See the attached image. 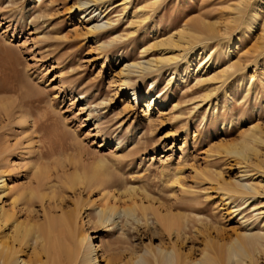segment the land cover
Returning a JSON list of instances; mask_svg holds the SVG:
<instances>
[{
    "label": "rangeland",
    "instance_id": "rangeland-1",
    "mask_svg": "<svg viewBox=\"0 0 264 264\" xmlns=\"http://www.w3.org/2000/svg\"><path fill=\"white\" fill-rule=\"evenodd\" d=\"M249 134L264 139V0H0V244L19 261L69 264L87 234L80 261L91 245L100 264L198 261L264 233V142L228 152ZM114 204L138 208L100 223Z\"/></svg>",
    "mask_w": 264,
    "mask_h": 264
},
{
    "label": "bare ground",
    "instance_id": "bare-ground-1",
    "mask_svg": "<svg viewBox=\"0 0 264 264\" xmlns=\"http://www.w3.org/2000/svg\"><path fill=\"white\" fill-rule=\"evenodd\" d=\"M95 1L101 2L103 0H95ZM84 5L85 4L80 3L79 8H82ZM88 11L89 10L85 11V13L88 14L86 16V18L91 16L93 12L96 15H94L91 19L96 18L98 10L92 11L90 13ZM136 23H137L136 21L132 22L133 25H135ZM111 26H112V24L110 22L109 23L106 22L103 25L101 23H98V22H92V27L90 28V33L92 35H94L95 37L99 38V37H102V35H103L102 34L103 32H101V31L109 29V28H111ZM178 35L180 36V39H179L178 43L175 45L176 47L181 46V43L183 42L182 40L184 39V37H187L186 43H188V44L193 43L192 40H195V36L190 35V32L188 29H183L182 31L179 32ZM96 42L101 49H104V47H106V44L101 43L100 40H96ZM182 44H184V42ZM145 52H147V51H145ZM167 61H169V60L166 58H160V60L156 63L163 64L164 62H167ZM154 63H155L154 61L150 60V61L143 62L142 63L143 67H141L139 64H133L130 66H126L125 69L128 70V72H129V70L132 68L133 69H140V67H141V69L145 73H148L150 71H154L155 67L158 66V64L154 65ZM130 83H131V81L129 79H126L125 86L130 85ZM135 95H136V92L133 91V96H135ZM246 138L247 139H245L242 144L233 146L228 151L230 154H234V155L242 158L245 161H247V157H246L247 155L245 156L246 150L248 152H250L252 155H257V152L249 146L248 140H250L252 138L254 140V142L255 141L260 142V143L264 142V139L256 138L252 134L247 135ZM119 144H121V143H118V145ZM76 172H75L74 177L76 180H78L80 182L82 180L81 177H83V175L80 177L79 175H77ZM41 173H42V171H41ZM87 174L88 173L85 174L86 177H87ZM86 177H85V179H86ZM79 179H81V180H79ZM239 183L241 184V182H239ZM241 185H239L240 188H243V189L246 188L247 190L252 191L251 187H249L247 185H243L241 187ZM3 188H4L5 193H6L8 190H6L5 182H3ZM137 208L138 207L135 205V206L126 207V208H123L122 210H120V208H118L114 204L106 210L99 211V215H100L99 221H100V223H108L109 221H111V219L113 220V217H115L116 215H122V214L127 216V217H133L136 214ZM142 209L144 212H146V210H148L149 208L147 209L144 207ZM73 216L75 217V220L73 219L74 220L73 221L72 219H70L71 222L73 221L71 224L68 221L69 219L68 220L62 219L61 222L63 223V225L66 223V224L73 226L74 222L76 224L77 218H80L82 215L80 216V211L77 210V211H75V214ZM82 219H83V217H82ZM51 222H52V224H54V222L57 224L60 222V220L53 219V221H51ZM51 222L49 220V223H51ZM161 222L165 225V227L167 228V231H170L172 224H173L170 221V219H167V217H164L163 219H161ZM244 223H247V221H245ZM48 224L45 227L42 226V228H44V229H41L44 232L43 234L46 235L45 240H48V236H47V230H49ZM51 226L53 227V225H51ZM92 233L93 232H91V234ZM20 235H22V233H20ZM72 235H74V234H72ZM23 237H26V235ZM45 240H44V242H45ZM48 242L49 241H47L46 242L47 244L46 245L44 244L43 246L45 249L44 253L49 256V252H48L49 251V248H48L49 243ZM89 242L91 243V240H90L88 234L85 236H82L81 239H79L78 251H75L74 254H70L69 264H100V260H99L97 251L94 249V246H92L91 244H90L91 247H93V248H91L92 249L91 254H86L83 257V259H81V261L79 260L78 256H80V254H81L80 253L81 249L83 248V246L86 243H89ZM45 246H46V248H45ZM263 248H264V233L249 230L248 233L240 234L238 237H236V239L229 245L227 250H225V251L223 250L222 252L217 253L215 255L209 251L204 252L202 258L198 261H191L188 258V256L186 257V256H181L180 254H177V251L174 248L172 249L171 252L169 250L165 249V250H159L156 253L150 251V253H152L154 256L153 258L155 260V264H254L253 256H255V254L258 252L260 253ZM17 253L13 247H10L8 244L1 242V244H0V264H59L55 260L52 263L42 262V259L39 256L38 257L35 256L36 258L33 261V263H32V261H25L24 259L19 261V259L16 258ZM135 264H147V263L143 259H139V261H137Z\"/></svg>",
    "mask_w": 264,
    "mask_h": 264
}]
</instances>
